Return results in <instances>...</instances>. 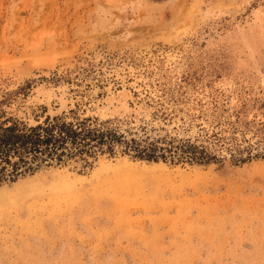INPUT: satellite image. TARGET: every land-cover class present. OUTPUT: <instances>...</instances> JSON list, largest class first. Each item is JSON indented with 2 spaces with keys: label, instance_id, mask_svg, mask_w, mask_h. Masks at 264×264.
Returning <instances> with one entry per match:
<instances>
[{
  "label": "rangeland",
  "instance_id": "rangeland-1",
  "mask_svg": "<svg viewBox=\"0 0 264 264\" xmlns=\"http://www.w3.org/2000/svg\"><path fill=\"white\" fill-rule=\"evenodd\" d=\"M46 118L121 138L0 159V264H264V0H0V135Z\"/></svg>",
  "mask_w": 264,
  "mask_h": 264
},
{
  "label": "trees",
  "instance_id": "trees-1",
  "mask_svg": "<svg viewBox=\"0 0 264 264\" xmlns=\"http://www.w3.org/2000/svg\"><path fill=\"white\" fill-rule=\"evenodd\" d=\"M87 120L78 122L75 125L59 122L54 118H48L42 124L26 130L18 128L15 124L3 128L0 135V159L8 164L10 157H18V160L26 164L24 158L31 160L39 159L41 162L60 163L64 158L83 154H93L94 149H100L107 145L110 149L112 143L120 140L113 131L91 128L86 124ZM133 152V158L145 161L157 162L170 158L176 161L187 163H208L215 157L204 152V148L198 149L189 142H183L173 146L169 141L162 145L140 142L130 139L126 142ZM17 163L12 164V171L16 172ZM30 167L27 168L29 170ZM4 170V167H3Z\"/></svg>",
  "mask_w": 264,
  "mask_h": 264
}]
</instances>
